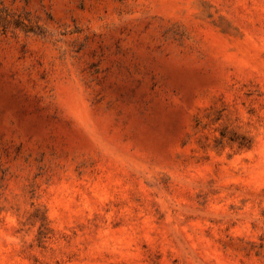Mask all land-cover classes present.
<instances>
[{"label": "rangeland", "instance_id": "1", "mask_svg": "<svg viewBox=\"0 0 264 264\" xmlns=\"http://www.w3.org/2000/svg\"><path fill=\"white\" fill-rule=\"evenodd\" d=\"M0 264H264V0H0Z\"/></svg>", "mask_w": 264, "mask_h": 264}]
</instances>
